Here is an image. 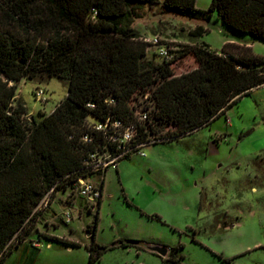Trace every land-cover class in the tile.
I'll return each mask as SVG.
<instances>
[{"label":"trees","instance_id":"trees-1","mask_svg":"<svg viewBox=\"0 0 264 264\" xmlns=\"http://www.w3.org/2000/svg\"><path fill=\"white\" fill-rule=\"evenodd\" d=\"M159 3L0 0V253H4L0 264L36 228L40 213L36 208L45 194L86 175V159L100 143L104 145L91 127V117L120 118L137 128L134 143L149 146L209 125L264 85V56L246 43L227 41L219 52L202 42L175 50L168 61L148 58L149 44L134 22L147 5ZM162 11L202 21L216 13L237 34L264 41V0H212L208 9L198 8L196 0H164ZM208 30L198 25L191 35L202 37ZM187 56L196 66L178 72ZM55 77L68 83L67 97L41 121L27 119L26 104L13 105L18 83L23 78L48 82ZM142 115L146 118H139ZM86 133L94 134L97 142H84ZM107 170L87 246L89 264L116 247L96 239ZM41 235L80 245L65 237ZM144 242L127 238L120 246L140 249L137 244ZM182 248V244L171 248L167 256L153 253L167 264H185V256L178 253Z\"/></svg>","mask_w":264,"mask_h":264},{"label":"rangeland","instance_id":"rangeland-1","mask_svg":"<svg viewBox=\"0 0 264 264\" xmlns=\"http://www.w3.org/2000/svg\"><path fill=\"white\" fill-rule=\"evenodd\" d=\"M163 1L147 5L143 16L134 22L144 40L157 36L159 46L177 50L206 42L221 51L228 33L237 34L216 13L202 21L162 11ZM211 1L196 0V6L208 9ZM198 25L209 30L196 38L191 31ZM239 36L244 41L256 40L251 34ZM256 49L264 53V41H259ZM157 50L158 46L148 45V58L161 61ZM195 66L194 59L187 56L178 72ZM40 87L46 90L44 100L36 96ZM67 94L68 83L59 78L48 82L23 78L13 105L25 103L26 118L41 121ZM228 116L177 140L149 145L144 148L145 155L135 152L118 167L108 169L96 239L116 247L93 264H167L150 250L155 244L170 249L182 244L178 253L185 256V264H264V86L242 97L230 107ZM90 121L95 122L92 117ZM103 172L87 178L98 182ZM73 187L56 189L51 204L39 211L27 244L5 258V264L25 260L33 264H89L87 246L92 242L97 209L89 210L82 197H68ZM199 192L202 205L196 203ZM66 212L72 220H67ZM41 234L65 237L80 245H67ZM127 238L145 242L137 244L139 251L120 246ZM33 241L43 245L34 248Z\"/></svg>","mask_w":264,"mask_h":264},{"label":"built area","instance_id":"built-area-1","mask_svg":"<svg viewBox=\"0 0 264 264\" xmlns=\"http://www.w3.org/2000/svg\"><path fill=\"white\" fill-rule=\"evenodd\" d=\"M150 46H158L157 54L162 60H171L174 55V51L177 49L171 48V46L162 44L158 45L159 38L155 36L153 39L146 40ZM173 50V51H172ZM46 90L42 87L38 88L36 91L37 99H45ZM111 103H115V99H110ZM91 107H95L94 104H89ZM146 118V115H144ZM95 122H90L91 127L96 133L103 137V147L100 143L95 151L91 152L89 157L85 161V169L87 171L86 175L80 176L74 183V187L68 192V197H82L84 198L89 210L97 209L98 201L101 197L100 181H94L89 177L92 173L105 171L107 168L118 164L119 161L126 158L128 155H132L138 152L145 155L144 143H134L137 138V128L133 125H126L120 118H111L107 120H94ZM82 139L86 143H95V135L91 133H86L82 136ZM97 174H93L95 176ZM103 178V177H102ZM55 192V187L51 188L43 197L42 201L36 208V211L42 210L43 207H47L51 204V199L53 198V193ZM68 221L72 220V215L70 212L65 213ZM37 245V243H35ZM3 252L0 253V262L3 257Z\"/></svg>","mask_w":264,"mask_h":264},{"label":"crops","instance_id":"crops-1","mask_svg":"<svg viewBox=\"0 0 264 264\" xmlns=\"http://www.w3.org/2000/svg\"><path fill=\"white\" fill-rule=\"evenodd\" d=\"M229 35L225 38V40H224V43L225 42H227V41H237V42H239V43H246V44H248V45H250V46H252L253 47V49H256V48H258L259 47V41L260 40H258V39H256V40H248V41H244L243 40V38L241 37V36H239L238 34H232V33H228ZM257 50V49H256ZM256 50H254L255 51V53H257V54H259V55H262V56H264V53L263 52H260V51H256ZM220 52V51H219ZM264 86V85H263ZM263 86H260V87H258V88H261V87H263ZM257 88V89H258ZM230 109V108H229ZM229 109L226 111V113L224 114L225 116H226V118L228 119V112H229ZM124 160V159H123ZM122 161V160H121ZM119 163H120V161L118 162V164H116V165H114L115 167H118L119 166ZM114 166H111V167H114ZM110 168V167H109ZM108 168V169H109ZM108 171V170H107ZM104 188H105V185H104ZM202 201H203V197H202V194H201V192H199V195L197 196V204L198 205H202ZM51 235V234H50ZM27 241H28V237L22 242V243H20L17 247H15L13 250H12V252H10L8 255H7V257H9L12 253H13V251L15 250V249H17V248H19V246L20 245H26L27 244ZM35 243H37V245H35ZM32 244H33V247L34 248H37V249H39L40 247H41V245H43V244H41L39 241H33L32 242ZM48 246H51V243H48ZM133 247V246H132ZM132 247H124V248H132ZM27 248V247H26ZM134 248V247H133ZM169 248V247H168ZM135 249L137 250V251H139L140 249H138V248H136L135 247ZM151 250V249H150ZM152 251V250H151ZM169 251H170V248H169ZM152 252H154V251H152ZM160 255V254H159ZM6 257V258H7ZM162 258V257H161ZM163 259V258H162ZM4 264H5V261H4ZM15 264H33L32 263V261L30 262V261H28V260H25V261H22V262H20V263H15Z\"/></svg>","mask_w":264,"mask_h":264},{"label":"water","instance_id":"water-1","mask_svg":"<svg viewBox=\"0 0 264 264\" xmlns=\"http://www.w3.org/2000/svg\"><path fill=\"white\" fill-rule=\"evenodd\" d=\"M152 251L157 252L161 256H167L169 253V248L165 245L155 244L149 247Z\"/></svg>","mask_w":264,"mask_h":264}]
</instances>
